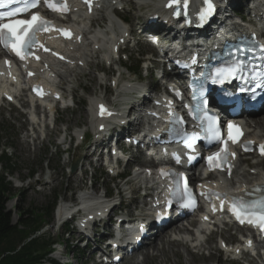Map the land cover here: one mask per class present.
Instances as JSON below:
<instances>
[{
  "label": "rangeland",
  "instance_id": "rangeland-1",
  "mask_svg": "<svg viewBox=\"0 0 264 264\" xmlns=\"http://www.w3.org/2000/svg\"><path fill=\"white\" fill-rule=\"evenodd\" d=\"M156 1L158 0H145L143 1L145 2L143 4L144 6L139 7L144 10L146 5L149 6ZM121 3L128 9H132L133 15L137 14V11L135 10V8L138 7L137 2V4L130 2L129 6L124 2ZM116 7H114L113 12L110 10L99 12V14L94 16L92 19L83 21L80 23L81 29L83 28V31L89 32V23L92 25V30H97V25L99 26V31L101 32L111 29V27L116 29L115 25L110 22V19L113 18L111 13H116L120 16L127 15L126 11L118 8L116 9ZM129 17L132 19L130 14ZM114 18L113 21H115ZM89 37L92 38L91 35ZM151 51L150 47L146 46H137L136 48L128 49L131 61L128 63L129 60H122L121 63L123 67L133 66L137 59V53H149ZM71 55L75 58L79 56L85 62L86 66L84 69H65L63 67L55 66L56 69L61 71V75H59V77L57 76L55 82L65 87L67 93H69V90L75 92L77 98V100L72 102L68 101L61 103V108L57 107V113L54 114V116H57V123L55 122L54 124H51L52 110L48 113V118L45 117L47 119L43 120L42 116L38 119L37 117L32 116L34 112L31 108L28 110L23 107L22 109H18L6 103L1 104L0 102V121L4 122L2 125L5 130L4 136H7L11 139L10 141L13 142V146L9 152L15 156V160L18 165V170L14 176L10 178L13 188L12 195L7 197L5 204L6 209L12 214V223H15L18 219V210L25 211L41 209L44 206L47 208L50 207L52 205L54 194L60 196L58 197L57 202L68 199L75 201L74 192L77 188H86L88 189L87 194L95 193L99 196L103 192L102 186L109 182L107 178H104L105 183L101 180L95 181V183L91 182V174L93 173L91 170H93V167L91 164H88L89 158L84 156L86 150H78L76 148V144L78 143L77 137L80 136L79 134H82V131L89 130V120L92 119L91 109H89L91 106L88 104L89 100L87 98H90L92 101L105 99L109 103H114V93L110 86L107 85L108 76L112 73L116 75L117 72L121 71L125 77L128 76L133 78L134 76L129 74L123 67H119L118 62H114L111 66H107V64L100 62V51H92L89 49V46L87 47V45L73 47ZM145 65L146 62L141 64L142 73H144L143 67ZM109 83L110 82H108V84ZM24 105L26 106V104ZM65 105H67L66 108L64 107ZM262 113H264V111ZM26 115L33 117L35 122H38L39 124L31 125ZM36 127L38 128V132L35 131ZM252 133L264 135V128L261 126L255 128ZM33 137H35L36 140H33ZM67 147H69L68 151L71 155L77 157V162L80 164L78 169L73 173L70 172V168L68 166L70 163L69 155L66 157L63 154L59 159L56 155L57 150L63 152V150ZM250 161L254 162L255 160L251 157ZM258 165L261 166L260 172L263 174L264 162H262V165L260 163ZM243 169L244 165H241L239 172ZM252 171L254 170H249L247 172L249 173L248 177L250 179H255L256 176L254 177L250 174ZM30 172L32 175H29ZM138 177L133 175V179L135 178L139 180V183L144 184L145 181L140 179L142 177ZM245 178H247L246 175L240 173L236 175V179L239 182L242 180L244 181ZM18 179L20 181H18ZM91 183L93 189H90ZM110 186H112V184H110ZM49 223L51 224L44 226L37 235L46 233L60 237V230L55 226L54 213L52 214V220L49 219ZM176 228L177 226L174 227L173 232H177ZM168 230L163 238L155 244V247H151V249L144 247L145 249H142L141 254L145 256V259L141 262V264H202L192 261L190 258L192 257V253L186 252L183 246L170 244L172 242L170 239L172 238L181 242L189 241L190 239V242L186 243L187 247L190 249L192 248L190 244L193 243L191 238H197L194 232L189 234L186 232L187 235H185V233H181L179 235L173 234L174 236L170 237L171 230ZM220 233L221 234H219L218 229V232L215 233L214 240H217L219 236L222 238H230V231L221 230ZM204 236L206 237L205 234ZM203 238L200 237V240ZM214 240H212V242L205 239L203 241L204 245L200 244L208 247V250L200 252L204 257L208 258V254H212V259L209 260L207 264H231L224 262V255L221 256L217 253L216 243ZM176 251H178L177 254ZM190 251L194 252L192 249H190ZM71 255L72 254H69V256ZM51 257L59 261L64 260L63 254L57 250L51 254ZM133 263L134 262L131 259L123 264ZM234 264H245V262H237Z\"/></svg>",
  "mask_w": 264,
  "mask_h": 264
},
{
  "label": "snow or ice",
  "instance_id": "snow-or-ice-1",
  "mask_svg": "<svg viewBox=\"0 0 264 264\" xmlns=\"http://www.w3.org/2000/svg\"><path fill=\"white\" fill-rule=\"evenodd\" d=\"M39 0H25V6L23 8H17L14 11L2 12L0 13V43H3L4 47H10L12 51L15 52L17 56H20L21 59L24 58L23 53L27 46H30L32 43L37 42L35 37V32L39 30H45L47 26L50 25V21L45 20L39 14H33L30 19H16L9 20L8 22H3L5 18L15 17L17 13L28 11L29 8H35ZM207 4V9L201 14V18L204 15L210 14L214 6L211 0H204ZM45 3L49 8L54 11H67L66 3H62L61 0H45ZM182 4L186 9L189 5V0H169L168 7H173V5ZM4 5V0H0V6ZM177 14H179L177 12ZM64 31V30H60ZM43 47V45H41ZM47 50V49H46ZM107 113V110L101 105V114ZM233 125L229 124V139H232L233 142H236V138L232 136L231 129ZM261 154H264V145H260ZM227 150L222 149L221 152L214 153L213 156L209 157L211 162L214 158H221L226 156ZM232 155H235L232 153ZM179 162V161H178ZM162 174L167 175L163 172ZM223 206V201L221 202ZM260 207L264 208V198H261L260 201L253 202L249 204L243 199V197L234 198L230 210L236 216V218L241 222L248 223H258L262 228H264V211L260 212L258 215L251 212L250 209Z\"/></svg>",
  "mask_w": 264,
  "mask_h": 264
},
{
  "label": "trees",
  "instance_id": "trees-1",
  "mask_svg": "<svg viewBox=\"0 0 264 264\" xmlns=\"http://www.w3.org/2000/svg\"><path fill=\"white\" fill-rule=\"evenodd\" d=\"M4 170L11 172L12 163L0 157ZM11 194L10 184L0 175V264H44L48 248L47 236L36 235L44 219H50L52 209L18 210V219L12 223V214L6 209Z\"/></svg>",
  "mask_w": 264,
  "mask_h": 264
},
{
  "label": "bare ground",
  "instance_id": "bare-ground-1",
  "mask_svg": "<svg viewBox=\"0 0 264 264\" xmlns=\"http://www.w3.org/2000/svg\"><path fill=\"white\" fill-rule=\"evenodd\" d=\"M156 8V7H155ZM151 10L149 9L147 12H150ZM254 123L257 125V126H261V127H263L264 128V117H259V118H256V119H254ZM264 136V135H263ZM259 178H263L264 179V176H262V177H259ZM176 230H177V232L178 233H180V232H183V231H185V230H187V228H185V227H177L176 228ZM188 234L189 233H192V231H188L187 232ZM210 238H214V235L213 234H211L210 236H209V239L208 240H210ZM193 241V240H192ZM213 242V241H212ZM186 243L187 242H181V241H172L170 244L171 245H181V246H183L184 248H185V250H186V252H191L190 251V249L187 247V245H186ZM169 244V245H170ZM199 247H201V249H203V247L204 246H202V245H199ZM200 250V249H199ZM198 250V251H199ZM178 253V251H176V254ZM191 256V255H190ZM209 257L207 258V257H204L202 254H192V257H190L191 258V260L192 261H195V262H199V263H204V264H207V262L209 261V260H211L212 259V256L211 255H208Z\"/></svg>",
  "mask_w": 264,
  "mask_h": 264
}]
</instances>
